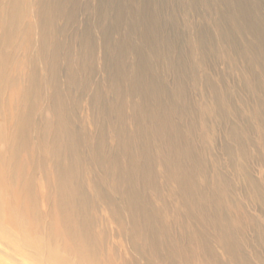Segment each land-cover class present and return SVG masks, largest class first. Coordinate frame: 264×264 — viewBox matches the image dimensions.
<instances>
[{"label":"rangeland","instance_id":"obj_1","mask_svg":"<svg viewBox=\"0 0 264 264\" xmlns=\"http://www.w3.org/2000/svg\"><path fill=\"white\" fill-rule=\"evenodd\" d=\"M246 1L264 36V0ZM116 7L117 0H0V175L19 191L31 188L39 203L44 199L50 224L48 216L59 212L51 150L59 135L75 132L69 165L82 183L84 225L99 262L200 264L198 239L213 224L184 203L164 167L167 137L137 111L143 102L133 95L131 77L141 42L132 36L128 11L120 22ZM166 8L173 26L160 25V34L175 33V51L165 60L155 43L158 55L147 58V77L155 75L171 92L173 106L166 100V110L181 129L180 146L193 152L180 162L210 189L206 203L243 213L233 239L240 242V259H229L212 228L209 247L222 264H264V241L257 237L264 234V54L248 51L247 45L258 47L254 34L224 21L228 8L220 0H195L194 10L189 0H172ZM197 31L205 37L200 45ZM155 105L153 99L148 107ZM126 141L138 155L149 143L151 168L137 174V182L163 244L157 261L121 228L129 217L124 196L112 188L110 165L119 152L127 169ZM94 146L102 149L98 155ZM24 197L31 195L24 191Z\"/></svg>","mask_w":264,"mask_h":264},{"label":"bare ground","instance_id":"obj_2","mask_svg":"<svg viewBox=\"0 0 264 264\" xmlns=\"http://www.w3.org/2000/svg\"><path fill=\"white\" fill-rule=\"evenodd\" d=\"M49 1L51 4L57 2V0ZM117 1L119 7H116L115 11L118 21L123 20L124 12L127 10L131 20L132 36L141 42L136 48L138 62L132 69L131 77L133 95L139 97L143 102V106L136 107L137 111L143 112L146 116L143 119L144 123H152L158 132L167 137L162 144L167 149L164 167L172 170V179L177 183L178 193L184 203L189 205L191 210H198L203 222L210 221L213 224L207 228V234L198 239L197 244L200 246L204 259L201 261L200 258V264H222L209 247L208 234L211 228L223 244L229 259L236 261L240 259L239 248H236L240 242L237 241V243L233 240L235 239L234 230L236 224H240V220L237 221V219L243 213L232 210L231 205L222 202L213 204L207 200L208 203H206L205 200L210 197V189L200 187L196 179L191 177L190 172L186 171L180 162L183 155H188L187 158L191 160L193 152L191 149H183L177 140V138L181 139V129L176 122L171 123L169 110H166L167 102L172 104L170 101L171 92L155 75L147 77V58L152 55L157 57V45L165 51V60L175 51V43L178 39L177 36H174L175 33L164 38L160 34L162 32L160 25H172L170 13L167 17L163 15L164 10L167 9L166 6L172 0ZM220 1L228 8L227 20L224 21L232 22L237 29L245 28L254 34L258 47L247 45L248 51L252 54L258 52L264 54V36L259 32L261 22L251 12L247 1ZM61 2L63 3L64 0H60ZM54 7L58 10L60 5L57 4ZM189 7L195 9V0H189ZM85 33L88 34L85 35V38L88 39L90 34L88 31ZM197 34L195 41L198 39L197 44L200 45L205 37L204 35L200 36L198 31ZM169 65V69L175 67L173 64ZM152 98L155 99L156 105L149 108ZM175 109L178 110L177 107ZM181 118L183 116H180ZM167 120H170V123ZM137 126L140 129V126ZM173 132L175 133L174 137L171 135ZM75 141H77L75 132H63L57 137V147L55 146L56 148L51 150L56 160V166L54 165L53 168L59 178V212L48 216L51 220L50 224L45 222L46 212H43V209L46 207V201L44 199L39 203L38 199L33 197L31 188L26 186L19 191L16 187H11V184H8L5 175H0V264H101L98 259L99 255L91 247L84 225L86 204L82 201V183L75 178V172L69 165V155H71L72 149L76 148ZM125 144H127L126 151L123 150L122 153L125 154L126 162L128 159L127 169L122 170L123 168L120 166L119 152L113 157L110 165L113 169L112 188L116 193H121L124 196L128 212L126 215L129 217V222L121 224V228L132 235L136 245L141 244L144 250L150 252L152 260L157 261L160 257L162 258L163 244L153 225L151 212L142 204L137 182V174L142 175L151 168L149 143L142 147V152H139V155L132 150L131 142L128 145L126 141ZM1 149L0 147V154ZM94 150L96 151L93 155H98L102 149H97L94 146ZM96 167L100 169V167ZM24 191L25 195L30 194L33 198H25ZM219 193V198L223 200L224 191L220 189ZM120 213L118 210L119 216ZM233 223L235 224L233 225ZM223 225H226V229ZM252 225L256 227L254 223ZM229 230H231V234L228 233ZM245 234L243 231V235ZM257 237L260 241L261 239L264 241V234L258 233Z\"/></svg>","mask_w":264,"mask_h":264}]
</instances>
